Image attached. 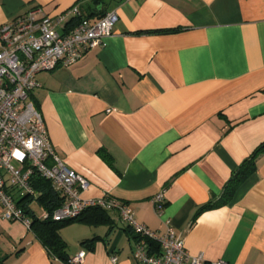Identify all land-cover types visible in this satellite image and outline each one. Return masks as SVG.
Masks as SVG:
<instances>
[{"label": "crops", "instance_id": "0c3cea01", "mask_svg": "<svg viewBox=\"0 0 264 264\" xmlns=\"http://www.w3.org/2000/svg\"><path fill=\"white\" fill-rule=\"evenodd\" d=\"M75 5L118 23L75 66L39 73L33 100L58 155L88 180L82 198L171 227L208 263L264 264V151L229 203L203 209L264 145V0H0V27L34 7L57 16ZM60 235L62 256L83 252L82 264H139L136 245L149 248L116 210L88 212ZM0 264L68 263L0 205Z\"/></svg>", "mask_w": 264, "mask_h": 264}, {"label": "built area", "instance_id": "2783aa9c", "mask_svg": "<svg viewBox=\"0 0 264 264\" xmlns=\"http://www.w3.org/2000/svg\"><path fill=\"white\" fill-rule=\"evenodd\" d=\"M119 20L116 12H107L93 20L83 15L75 5L57 16L44 14L34 7L9 20L0 27V205L3 218L19 222L30 229L31 221L17 204L19 198H36L34 176L52 183L64 202L54 212L55 221L77 218L88 208L116 210L128 228L142 239L158 246L152 254L140 242L134 250L139 264H227L223 260L207 262L201 254L191 255L182 238L168 227L164 233L140 224L132 209L115 200L102 198L86 200L82 193L89 182L62 160L48 135L42 113L36 107L33 93L40 86L37 75L57 67L71 68L87 52L100 47L113 34ZM16 160L19 165L13 163ZM156 211L161 213L165 198L161 193L154 198ZM46 212L43 218H48ZM85 253L68 259V264H82ZM117 262V258H113Z\"/></svg>", "mask_w": 264, "mask_h": 264}, {"label": "trees", "instance_id": "16d2710c", "mask_svg": "<svg viewBox=\"0 0 264 264\" xmlns=\"http://www.w3.org/2000/svg\"><path fill=\"white\" fill-rule=\"evenodd\" d=\"M263 151L264 145L260 146V148H258V150L233 173L232 178L223 190L222 196L218 200L204 206L203 209H211L229 203L232 200L237 188L254 172L256 168L257 155ZM33 188L37 193V197L34 199L28 196L20 198L17 200V204L25 210L26 216H29L28 218L31 221L30 230L34 232L36 238L49 250L52 255L58 257L59 259L68 261L64 258V256H62V252L66 248V243L60 235V229L70 223L82 221L84 215L88 212L101 211L105 213L109 210L99 207L88 208L75 219L60 222L55 221L52 215L63 205V196L55 190L51 182L39 176H34ZM33 200H36L49 214L48 218H40L30 209L28 205L29 203H32ZM138 238H140V236H138ZM145 241L149 245V249L151 251L153 249L158 251V246L154 242L146 239Z\"/></svg>", "mask_w": 264, "mask_h": 264}, {"label": "rangeland", "instance_id": "374dc122", "mask_svg": "<svg viewBox=\"0 0 264 264\" xmlns=\"http://www.w3.org/2000/svg\"><path fill=\"white\" fill-rule=\"evenodd\" d=\"M13 163H14V164H16V165H18V163H17V161H16V160H14V161H13ZM34 210H35L37 213H39V215H41V214H42V212H41V210H40V206H39V205H34Z\"/></svg>", "mask_w": 264, "mask_h": 264}]
</instances>
